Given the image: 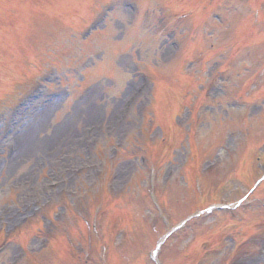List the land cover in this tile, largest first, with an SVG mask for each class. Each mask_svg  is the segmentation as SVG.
Instances as JSON below:
<instances>
[{"label": "rangeland", "instance_id": "374dc122", "mask_svg": "<svg viewBox=\"0 0 264 264\" xmlns=\"http://www.w3.org/2000/svg\"><path fill=\"white\" fill-rule=\"evenodd\" d=\"M141 1L146 6V3H150L147 6L148 8L143 11L142 17L137 21L138 12L127 6L125 0H0V96L4 95L3 98H7L4 102H8L12 96L25 90L32 79H36L44 69H47V66L45 67V61H47L44 58L45 55L47 57L52 55L56 59L55 64L59 68L61 63L57 59H59L62 51L69 49V52H74L73 50L82 47L81 55H72L71 60L76 75L74 80L71 76L73 84L70 86L74 88L75 94L67 101H58L56 106L51 107L54 110L50 107L46 108L45 114H48V109H50V112L43 122L41 120L37 124L28 123L25 125L23 133L17 137V143H22L23 136H25L27 142L23 143L24 146L21 152L25 154L24 151H26V154L24 159L21 160L23 163L17 171L15 169L16 172H8V170L19 159L20 151L15 154L13 164H5L4 167L0 168V239L3 232L8 233L6 225L13 213L19 211L23 203H29V201H32L30 198L36 196L27 199L28 195H32V191L36 192L37 183H61V173L67 171L68 166L78 167L85 160L87 161L85 165L93 164L92 162L97 163L92 159L90 162L88 156L84 159L76 144L68 142L67 144L60 143L58 145L57 142L60 140L58 138L63 135L67 127L73 134L74 132L78 133L81 127L85 126L86 128L104 122L103 126L96 132L99 139L94 143L95 146H93L92 151H95L96 159L105 158L106 163H108L107 176L103 171L104 166H101L102 171L99 176L104 180L106 179L105 182L112 191H110V194L103 193L95 197L97 200L103 198V201H106L108 195H113V198L112 196L110 198L117 203L108 212L109 216L115 215L113 220L122 218V214L126 210L137 211V221L131 227L132 229L126 230L124 234L118 233L120 237L114 234L116 239L113 240L115 247H121L123 243L126 245L125 241H127L131 250L136 251V253H127L111 246L109 251L117 253L119 260L114 257L110 258V253V264H153L149 263L147 258L156 239L155 227L157 226L153 225V221L156 224L161 223L155 213V204L149 197L152 194V197L155 198V193L158 194L156 197L161 201L160 204L165 206L168 213L175 214L179 212L183 215L185 211L199 208L214 200L219 201L224 209H228L223 212L211 213L213 215L207 216L210 222L206 221L204 225H201L202 232L199 233L208 236L211 232L213 235L221 234V237L223 235V238H225L227 246L224 248V243L221 242L218 249L211 248L209 250L210 248H208L203 255H210V252L211 255L206 258L201 257L199 264H217L219 262L221 264H264V226L259 228L264 222V207L260 205L264 201V187L254 193L252 195L254 197L250 196L253 198L254 206L243 208L239 205L240 199L251 191L252 181L249 179V173L253 175L259 172L255 169L256 164L260 162L259 167L264 163V145L255 148L264 140V134L262 133L264 132V38L258 39V44L255 46H249L250 42L244 36L243 40L247 42L242 41L237 46L238 49H241L240 53L235 56L228 55L231 51V40L236 35V37H239V35L243 36L246 33L248 37L252 32L257 37V35L259 36L264 32V27H257V24H254V27L249 26L248 32L243 30V25L240 26V24H244L243 22L249 16L250 7L255 6L252 3L253 0H223L221 2L223 23H220L221 25H216L214 22L209 24L210 27L213 25V31L219 38V40L213 39L214 43L226 41V50L223 55L218 57V61L213 60V63L210 61L202 69L199 76L203 81L206 80L205 78H211L215 82L214 87L225 92L221 95L219 93L216 96L218 97L217 100L210 103L206 102L207 104L204 103L203 93H199L200 98L194 96L192 103L195 104V110L193 114L192 111L190 112L192 116H190L187 108H182L176 94L177 92L185 96H187V92L189 94V90L187 91L183 87L185 84H189L184 73L195 67V64L189 61V41L184 40L181 55L166 63L164 58L170 53V47L165 43V32L168 31H164L162 34L157 32L154 26L156 25V12L150 11V8L157 9V2L155 0L152 3L150 0ZM186 1L188 0H166V7H164V13H169L170 24L180 22L171 24L168 30L174 29L179 35L185 37L189 33V25H183L181 21L187 20L189 22V16L191 15H189V2L185 4ZM106 3L109 6L113 3V10L104 19L101 15L99 16V26L87 39V42L78 41V31ZM237 3H242L243 6H239ZM172 9L178 10L179 13L187 16L180 19L172 14ZM234 23L237 26L236 24L233 25ZM235 30L236 34H234ZM200 56L199 53L198 56L193 57L199 58ZM99 59L100 64L103 63V65L98 69L95 66ZM221 59L224 60V65L227 67H223L225 69L224 75L216 72L217 67L221 64ZM48 61L50 62L52 59ZM174 69H177V71L173 75L171 71ZM139 70L152 73L156 81V88L152 97L146 92L148 102L151 99L152 109L158 110L157 105L165 102L170 94L169 99L171 102L167 105L168 108L160 114L168 120L167 123L172 122L171 118L175 117V123L171 124V129L156 124V118L159 117L158 113H155L156 118L152 115V124L147 122L149 117L145 121L140 120L138 108L144 103L141 100L137 103L136 109L134 105L133 109L129 111L121 128L115 130L113 124H107L111 113L120 106L122 99L135 86L132 81L124 84L123 77L128 79ZM181 70L183 74L179 73ZM64 72V68L60 67L57 76L59 74L61 79L51 81L53 87L63 86ZM48 73L54 75L55 72L52 70ZM158 78H164L170 84L169 88L165 85L166 98L162 100L158 96L160 92V85L157 83ZM60 81L62 82L60 83ZM221 84L224 87H221ZM198 85V83L194 84L197 93L199 90ZM232 90L233 92L245 91L246 100L249 103L235 106L227 104L225 96L231 95L229 93ZM154 100L156 106H153L155 104ZM2 106L4 105L0 102V108ZM84 109L86 112L89 109L90 112L82 116ZM241 113L243 115L239 117ZM177 115L182 119L179 121L180 124L176 123V120L179 119V116L176 117ZM231 117L236 120L245 117L248 123L252 124L251 131L249 129L244 130L242 133L238 132L233 136L226 130L223 138L219 137L217 133L207 135L206 148L203 154H199L200 160L198 161L201 163L199 173H202V175H199L192 166H189V164L195 165L194 149L197 145L196 140L200 149V133L216 129L217 122H223L225 118L230 119ZM69 119L73 126H68L70 124ZM117 119L118 115L113 119L115 124ZM191 119L194 120L195 129L198 128L200 133L196 132L197 134L194 133L193 136L185 138L184 131H188L187 124L188 121L191 122ZM59 124H61V127L57 128ZM106 125L110 127L107 129ZM2 127L3 124L0 123V133ZM36 127H41L42 131L36 137L39 144H35H38V146L34 145L35 150L32 148L34 151H31L29 137L32 135L28 136L27 132L33 130L31 131L32 134L37 130ZM141 129L143 132L142 137L138 135V131ZM223 130L221 128V135ZM227 133L229 134L226 137ZM164 136L166 139L162 146H165V148L158 150V148L148 146L149 143L156 146L161 145L162 141L160 139ZM142 138L144 139L142 140ZM134 143L136 146L133 145ZM218 144L222 146L218 147ZM56 145L58 147L57 152L50 156L49 150ZM146 145L153 156L159 155L158 176L151 182L156 186L151 187L153 189L149 192V195L147 194L150 183L146 177V170H143L141 164V156L144 155L143 151ZM0 146H2V142H0ZM4 148H6L5 145L2 146V152ZM250 148L252 151H249ZM256 151L261 157L259 160H256ZM4 154L5 152L1 154V157L5 159ZM203 155H209V157ZM47 159L61 162L59 169L53 172L47 161L36 166L35 163ZM212 162L217 164L213 168L204 171V166ZM32 166H36V168L32 169ZM42 171L45 172L44 176L40 174ZM226 172L230 175L228 182H226ZM88 175L80 174L68 181H65L66 175L63 176L62 182H67V185L61 189L67 194L63 197L74 201V209L80 215H85L88 202H96L92 189L86 185L81 186L82 182L89 177ZM90 177L95 179L96 173L90 175ZM33 180V185H25V183ZM223 184L224 186H222ZM128 186L130 190H128ZM52 190H55V188ZM125 190H127V193L123 198L119 194H122ZM119 207L122 208L118 209ZM234 207L235 210L230 209ZM239 211L242 213L240 214ZM101 215L103 217L101 221L99 220L97 227V231L100 232L106 226V219H108L106 218V210H102L98 214V219ZM21 216H18V219ZM228 216L236 218L229 220ZM63 219L69 220L67 213H65ZM42 221L40 218H34L26 221L21 226L23 227L30 222L29 225L33 231L37 226L40 228L39 234L23 235L20 234L19 229L13 230L15 237L13 236L12 240L14 239V241L7 247L10 249L0 255V264L11 257L14 247H22L25 252H30L27 259L26 256L21 258V264H39L42 262V258L39 259L35 253H41L43 247L39 249L38 246L45 243V239L51 237L49 235L51 232L46 235L47 225ZM237 231H241V233ZM233 238L236 239L237 242L234 241L236 244L233 243ZM254 242H256V246ZM197 245L200 249H203L200 244ZM230 246L236 247L235 252L230 249ZM181 249L183 248L175 243L171 246L167 245L161 253V257L163 254V258L166 259L165 254H168L170 257L166 260V263L189 264V257L182 254L185 249ZM90 263L97 264L93 261ZM43 264H64V261L52 258L45 260Z\"/></svg>", "mask_w": 264, "mask_h": 264}, {"label": "bare ground", "instance_id": "6f19581e", "mask_svg": "<svg viewBox=\"0 0 264 264\" xmlns=\"http://www.w3.org/2000/svg\"><path fill=\"white\" fill-rule=\"evenodd\" d=\"M37 128V130L35 131V132H33L32 134H30V135H32V136H30L29 137V146L31 147V151H34L35 150V148H34V145L35 146H38V144H39V140L36 138L37 137V135L38 134H40V131H42L40 128L41 127H36ZM35 133V134H34ZM29 136V135H28ZM43 140H45V139H43ZM26 142V140H25V136L23 137V142L22 143H25ZM45 142V141H44ZM35 143H38V144H35ZM34 150H33V149ZM20 150H22V146L20 147ZM25 152V154H26V151H24ZM24 153H20V155H19V159H17L16 161H15V163L13 164V166H10V168H9V170H8V172H16L17 171V169L19 168V166L23 163L21 160L22 159H24V155H25ZM18 163V164H17ZM15 169H16V171H15Z\"/></svg>", "mask_w": 264, "mask_h": 264}]
</instances>
